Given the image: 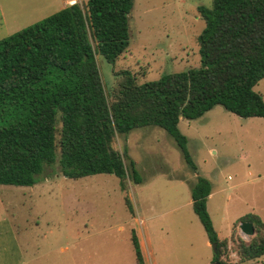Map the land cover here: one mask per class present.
Instances as JSON below:
<instances>
[{"label": "trees", "instance_id": "16d2710c", "mask_svg": "<svg viewBox=\"0 0 264 264\" xmlns=\"http://www.w3.org/2000/svg\"><path fill=\"white\" fill-rule=\"evenodd\" d=\"M132 6L133 0L73 3L0 40V186L31 187L56 165L70 180L111 175L125 192L127 181L141 179L126 148L119 152L111 143L135 129L157 127L194 175L190 206L208 244L215 245L211 264H253L264 255L263 223L246 214L232 224L228 239L218 238L206 211L210 183L196 173L177 123L214 106L264 120V102L253 91L264 79V0H210L197 7L203 23L197 68L140 86L127 71L112 72L104 88L96 60L111 64L126 50ZM123 202L131 211L125 196ZM242 222L254 231L247 241L234 236ZM228 240L235 262L227 260ZM129 241L135 263L143 264L133 231Z\"/></svg>", "mask_w": 264, "mask_h": 264}, {"label": "rangeland", "instance_id": "374dc122", "mask_svg": "<svg viewBox=\"0 0 264 264\" xmlns=\"http://www.w3.org/2000/svg\"><path fill=\"white\" fill-rule=\"evenodd\" d=\"M209 4L133 0L126 50L111 64L96 60L103 87L111 85L112 72L127 71L140 86L197 68L196 37L203 23L196 9ZM59 6L60 0H0V40ZM253 91L264 102V79ZM177 130L186 139L196 173L210 183L206 211L219 239H228L232 224L246 214L264 225V120L241 119L214 106L198 119H179ZM111 147L126 148L141 179L139 184L127 181L125 192L111 175L70 180L56 165L46 167L31 187L0 186V255L8 261L23 248L40 254L44 264H135L129 241L133 231L143 264L211 261L210 245L190 206L188 186L194 175L172 139L148 126L115 136ZM238 234L237 224L234 236L250 238ZM234 249L228 240L229 262L236 261ZM253 264H264V255Z\"/></svg>", "mask_w": 264, "mask_h": 264}, {"label": "crops", "instance_id": "0c3cea01", "mask_svg": "<svg viewBox=\"0 0 264 264\" xmlns=\"http://www.w3.org/2000/svg\"><path fill=\"white\" fill-rule=\"evenodd\" d=\"M85 0H60V8H59V10L60 9H62V8H64V7H66V6H68V5H71V4H73V3H81V2H84ZM259 94V93H258ZM261 98H262V95H261ZM262 100H263V98H262ZM206 179V178H205ZM211 192H212V190L210 191V194H211ZM209 194V195H210ZM209 195L207 196V198L209 197ZM206 201H207V199H206ZM238 220V219H237ZM236 220V221H237ZM235 221V222H236ZM140 222V224H141V221H139ZM239 225V224H238ZM231 228V227H230ZM230 230L231 229H229V233H230ZM240 234V233H239ZM238 234V236H240ZM219 238V237H218ZM24 240V239H23ZM206 242H207V240H206ZM22 243H23V241H22ZM19 244V243H18ZM205 244H208V242L207 243H205ZM209 245V244H208ZM20 245H17V248L19 247ZM21 247V246H20ZM140 248V247H139ZM232 254H234V253H232ZM234 256H235V254H234ZM236 257V256H235ZM255 263V262H254ZM0 264H44V259H43V257L40 255V254H35V253H30V252H28L27 250H25V249H23V248H21V251H17V253L15 254V257H14V259H9L8 261L3 257V256H1L0 255ZM136 264V263H135ZM207 264H211V261H208L207 262Z\"/></svg>", "mask_w": 264, "mask_h": 264}, {"label": "water", "instance_id": "95a60500", "mask_svg": "<svg viewBox=\"0 0 264 264\" xmlns=\"http://www.w3.org/2000/svg\"><path fill=\"white\" fill-rule=\"evenodd\" d=\"M238 231L241 235L245 236V237H252L253 234H254V231H253V228L251 226L250 223L248 222H242L238 225ZM210 248H211V251H212V254L214 256L215 254V245L214 244H211L210 245ZM212 264H219L217 262H214Z\"/></svg>", "mask_w": 264, "mask_h": 264}]
</instances>
